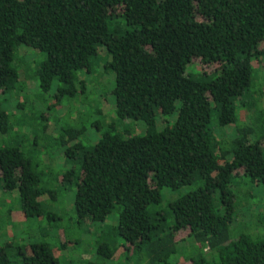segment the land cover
<instances>
[{
    "label": "trees",
    "instance_id": "1",
    "mask_svg": "<svg viewBox=\"0 0 264 264\" xmlns=\"http://www.w3.org/2000/svg\"><path fill=\"white\" fill-rule=\"evenodd\" d=\"M21 46L40 55L34 88L51 90L46 109L76 97L88 104L92 58L106 56L112 120L88 146L78 140L82 115L57 129L69 164L62 173L42 169L20 146L42 134L29 143V126L20 131L31 122L24 72L11 63ZM256 64L264 91V0H0V192L37 227L25 243L1 244L0 264H59L67 241L47 233L60 214L45 204L56 196L45 177L73 187L68 228L94 226L93 252L76 264H107L124 252L144 253L150 264H264V203L252 235L230 225L236 180L250 185L247 193L264 185V109L255 106L251 124L236 114L248 104ZM44 113L35 118L40 131ZM183 186L158 209L161 188ZM181 230L196 252L171 261Z\"/></svg>",
    "mask_w": 264,
    "mask_h": 264
},
{
    "label": "rangeland",
    "instance_id": "2",
    "mask_svg": "<svg viewBox=\"0 0 264 264\" xmlns=\"http://www.w3.org/2000/svg\"><path fill=\"white\" fill-rule=\"evenodd\" d=\"M263 42L260 43V47ZM15 55L12 60V65L16 70H23V79L21 81L24 83V93L27 95L24 99L27 103V118L29 117L31 122L27 125H21V133L24 131V127L27 128L28 136L31 132V137H22V139L29 143L32 137L37 135L33 134L35 132L42 133L38 134L37 142L29 146L23 143L21 140V148L27 150L26 147L31 148V156L40 162L42 169L53 170L54 173L63 172L68 169L69 164L64 161V157L61 153L62 146L55 143V135L58 132V128L70 126L75 122H79L76 118L83 116L81 119L82 124L85 125L83 134L78 138L85 146L92 145L97 139L99 130L107 125L112 120L113 116V98L110 93V86L112 84V75L108 72H104L102 69V64L106 61L105 54L98 51L92 58L93 66L86 78L85 92L89 103L85 101H80L78 97L73 99H66L57 108L46 109L45 106L50 104L51 97L49 93H39L34 88L35 79L33 76V70L36 66V62L39 59V53L29 49L28 47H18L14 51ZM20 52V53H19ZM194 67H198L197 60L193 62ZM211 68V67H209ZM253 71L251 75V85L249 92L244 101H247L246 106H239L236 110L237 119L239 122L252 123L255 117V106L264 109V94L262 85V71L257 67V64L253 66ZM259 69V71H258ZM17 100L22 101V97L19 96ZM14 100L11 101V106L13 107ZM25 103V104H26ZM90 107V109H88ZM10 111V108H9ZM18 111V110H14ZM39 112H45L47 121H45L46 129L45 131H40L38 125L35 124L37 115ZM20 114V113H18ZM22 116V115H21ZM33 116V117H32ZM72 119V120H71ZM76 119V120H75ZM43 122V121H42ZM123 126V125H122ZM120 126V127H122ZM98 127V128H96ZM137 131L141 129V126L135 125ZM57 130V131H56ZM54 133V134H53ZM16 139V138H15ZM16 144V141H15ZM261 146L264 147V140L261 141ZM41 169V168H40ZM41 169V170H42ZM43 171V170H42ZM44 183L52 186L56 191V196L53 200L47 198L46 205L54 211L59 212V220L57 221V226L50 227L47 229V233L53 236L52 241L59 240L61 238L66 239L65 251L59 252V264H76V262L81 258L89 257V251L93 252V240L96 232L92 231L93 227L91 225H83L79 229L70 230L68 228V223L71 218L74 219L73 208H72V194L73 187L69 189L64 188L60 184H55L53 181L48 180L47 177L44 179ZM236 190L235 201H234V218L231 220L232 229L235 233H247L252 235L250 232H254L257 228L254 227L256 221V215L262 213L263 203H264V185L263 187L256 186L250 190L249 193L246 191L250 189V185L245 183L244 179L238 178L236 180ZM57 189V190H56ZM233 190H235L233 188ZM188 191V186H183L177 190H171L167 187L160 189L161 203L158 209L164 210L165 203L178 195H181ZM249 194V195H248ZM58 207V208H57ZM62 208L58 210L59 208ZM167 212V211H166ZM43 219V218H40ZM31 224V223H30ZM25 220H23L20 215L19 209L13 197L7 194H1L0 192V245L8 240H16L18 238L22 239L18 243H25L28 238L36 236V226L34 224L29 228V225ZM39 225L45 226L44 222L39 220ZM89 227V231L86 229ZM98 228V227H97ZM187 230H181L177 233L176 237L178 240H182L181 244H178L177 253L170 257L171 261L182 260L186 261V258L190 257L196 252L195 247L192 246L191 238L187 237ZM30 235L26 237V235ZM59 235V236H58ZM59 237V238H58ZM77 240V241H76ZM184 240V241H183ZM122 250H119V252ZM118 252V253H119ZM124 256L117 260L112 258L107 261V264H150L146 262V257L144 253L131 255V252L123 253ZM128 255V256H127ZM178 255V256H177ZM177 257V258H176ZM127 259V260H126ZM130 260V262H129ZM134 261L132 263L131 261ZM136 261H138L136 263ZM157 264H161L157 262ZM155 263V264H156Z\"/></svg>",
    "mask_w": 264,
    "mask_h": 264
}]
</instances>
